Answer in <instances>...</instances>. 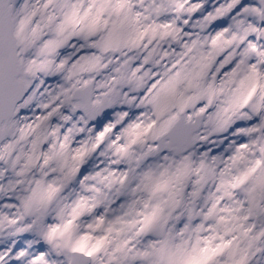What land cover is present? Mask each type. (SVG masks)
<instances>
[{
	"label": "snow or ice",
	"instance_id": "1",
	"mask_svg": "<svg viewBox=\"0 0 264 264\" xmlns=\"http://www.w3.org/2000/svg\"><path fill=\"white\" fill-rule=\"evenodd\" d=\"M0 264H264V0H0Z\"/></svg>",
	"mask_w": 264,
	"mask_h": 264
}]
</instances>
